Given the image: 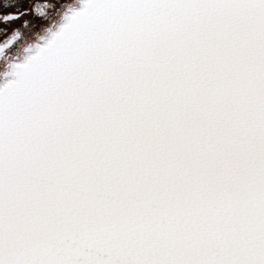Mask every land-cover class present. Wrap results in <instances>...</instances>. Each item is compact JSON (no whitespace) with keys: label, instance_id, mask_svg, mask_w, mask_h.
<instances>
[{"label":"snow or ice","instance_id":"1","mask_svg":"<svg viewBox=\"0 0 264 264\" xmlns=\"http://www.w3.org/2000/svg\"><path fill=\"white\" fill-rule=\"evenodd\" d=\"M0 264H264V0H0Z\"/></svg>","mask_w":264,"mask_h":264}]
</instances>
